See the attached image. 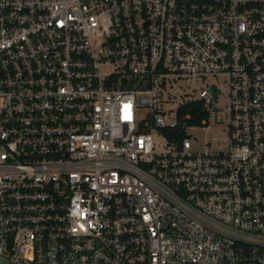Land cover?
Here are the masks:
<instances>
[{"label":"built area","instance_id":"1","mask_svg":"<svg viewBox=\"0 0 264 264\" xmlns=\"http://www.w3.org/2000/svg\"><path fill=\"white\" fill-rule=\"evenodd\" d=\"M0 264H264V0H0Z\"/></svg>","mask_w":264,"mask_h":264},{"label":"rangeland","instance_id":"2","mask_svg":"<svg viewBox=\"0 0 264 264\" xmlns=\"http://www.w3.org/2000/svg\"><path fill=\"white\" fill-rule=\"evenodd\" d=\"M225 91V86H220ZM228 99L225 96H220L217 105L223 108ZM170 107L176 109V104H172ZM221 113L212 112L207 120V124L200 126L199 128H188L187 133L191 138L193 148L201 149L205 145V141L211 142L213 145H219L225 142L227 136L225 122H218ZM171 119H175V115L171 116ZM225 121V118H224Z\"/></svg>","mask_w":264,"mask_h":264},{"label":"trees","instance_id":"3","mask_svg":"<svg viewBox=\"0 0 264 264\" xmlns=\"http://www.w3.org/2000/svg\"><path fill=\"white\" fill-rule=\"evenodd\" d=\"M182 114L183 116H186L187 114L191 115V117L187 119L188 124L190 125L200 123L201 118L207 116V113L202 111L201 103L198 102L184 105L182 108Z\"/></svg>","mask_w":264,"mask_h":264}]
</instances>
